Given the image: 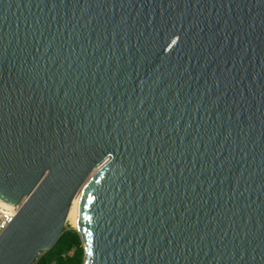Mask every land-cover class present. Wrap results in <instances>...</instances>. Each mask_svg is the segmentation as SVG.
I'll use <instances>...</instances> for the list:
<instances>
[{
    "label": "water",
    "instance_id": "water-1",
    "mask_svg": "<svg viewBox=\"0 0 264 264\" xmlns=\"http://www.w3.org/2000/svg\"><path fill=\"white\" fill-rule=\"evenodd\" d=\"M83 186L85 264H264V0H0V264Z\"/></svg>",
    "mask_w": 264,
    "mask_h": 264
},
{
    "label": "trees",
    "instance_id": "trees-1",
    "mask_svg": "<svg viewBox=\"0 0 264 264\" xmlns=\"http://www.w3.org/2000/svg\"><path fill=\"white\" fill-rule=\"evenodd\" d=\"M86 251L79 232L65 227L57 243L35 264H85Z\"/></svg>",
    "mask_w": 264,
    "mask_h": 264
},
{
    "label": "built area",
    "instance_id": "built-area-1",
    "mask_svg": "<svg viewBox=\"0 0 264 264\" xmlns=\"http://www.w3.org/2000/svg\"><path fill=\"white\" fill-rule=\"evenodd\" d=\"M23 201L14 206L0 204V236L20 210Z\"/></svg>",
    "mask_w": 264,
    "mask_h": 264
},
{
    "label": "bare ground",
    "instance_id": "bare-ground-1",
    "mask_svg": "<svg viewBox=\"0 0 264 264\" xmlns=\"http://www.w3.org/2000/svg\"><path fill=\"white\" fill-rule=\"evenodd\" d=\"M83 191H84V186L81 187V189L77 192L76 196L74 197L71 209H70L68 217H67V222L76 228H78L80 201H81ZM0 204L8 205L2 201H0Z\"/></svg>",
    "mask_w": 264,
    "mask_h": 264
},
{
    "label": "rangeland",
    "instance_id": "rangeland-1",
    "mask_svg": "<svg viewBox=\"0 0 264 264\" xmlns=\"http://www.w3.org/2000/svg\"><path fill=\"white\" fill-rule=\"evenodd\" d=\"M66 227L68 228V229H71V228H73V229H77L76 227H73L70 223H66Z\"/></svg>",
    "mask_w": 264,
    "mask_h": 264
}]
</instances>
